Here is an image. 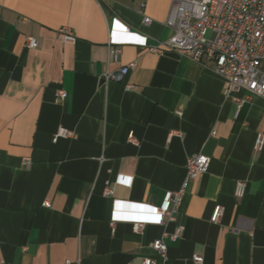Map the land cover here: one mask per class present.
I'll return each instance as SVG.
<instances>
[{
    "label": "crops",
    "instance_id": "crops-1",
    "mask_svg": "<svg viewBox=\"0 0 264 264\" xmlns=\"http://www.w3.org/2000/svg\"><path fill=\"white\" fill-rule=\"evenodd\" d=\"M173 2L0 0V264H164L151 245L178 227L167 264H196V254L203 264H264V149H255L264 98L241 92L239 108L210 65L174 51L128 44L112 56L127 30L148 46L168 40ZM63 27L74 42L60 39ZM131 62L123 82L104 79ZM60 129L75 136L56 140ZM196 154L210 158L208 172L175 221L153 223ZM138 220L149 221L142 233Z\"/></svg>",
    "mask_w": 264,
    "mask_h": 264
},
{
    "label": "built area",
    "instance_id": "built-area-1",
    "mask_svg": "<svg viewBox=\"0 0 264 264\" xmlns=\"http://www.w3.org/2000/svg\"><path fill=\"white\" fill-rule=\"evenodd\" d=\"M151 18L145 17L144 23L149 25ZM164 26L174 31L166 41L156 46H148L145 36L127 30L126 38L111 41V53L118 60L122 53V46L133 44L149 48L155 54L162 55L165 51H174L195 62L210 65L223 79V94L231 99L239 108L245 102L239 94L247 92L249 95L264 98V0H174ZM60 39L64 42H74L75 36L69 27L58 30ZM26 47L37 49L39 40L36 37L26 38ZM136 67L131 62L117 71L107 72L104 79L107 82H123L129 72ZM127 89L132 85L127 84ZM59 97L66 99L65 90L59 91ZM75 132L60 129L55 136L59 138H73ZM255 149H264V135L260 134L255 143ZM25 166L29 167L30 159H26ZM210 158L203 154H196L188 159L187 178L180 191L168 193L165 203L161 207H154L157 219L153 223L164 225L166 221H175L178 207L192 181L205 175L209 170ZM106 194H112L108 188ZM236 197L245 194V184L239 182ZM50 207V203L46 202ZM224 210L217 207L212 221L221 223ZM149 221L138 220L133 223L134 230L142 233ZM183 228L178 227L174 233L165 232L155 240L151 247L168 261V246L166 239L177 241L181 238ZM196 264H203L204 257L194 255ZM79 261H65L61 264H78ZM144 264H156L152 259L145 258Z\"/></svg>",
    "mask_w": 264,
    "mask_h": 264
}]
</instances>
